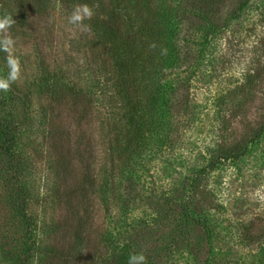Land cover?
Masks as SVG:
<instances>
[{"label":"rangeland","instance_id":"1","mask_svg":"<svg viewBox=\"0 0 264 264\" xmlns=\"http://www.w3.org/2000/svg\"><path fill=\"white\" fill-rule=\"evenodd\" d=\"M151 2L169 14L170 29L181 14L192 26L183 41L185 64L156 54L153 77L161 88L182 84L184 101L122 175L110 172V136L97 120L110 98L83 70L92 32L68 24L73 7L60 0H0V16L15 21L0 39H14L21 63V77L0 91V124L8 118L13 124L28 106L26 96L33 123L17 124L23 133L14 150L26 160L23 174L17 156L0 148V264H127L131 250L143 251L147 264H264V0ZM96 44L102 52L105 43ZM162 45L169 46L165 32ZM6 55L0 51V76L8 71ZM39 58L59 64L61 80L74 87L62 93L72 98L53 103L51 87L37 86ZM52 106L57 128L49 130L41 115ZM56 138L68 151L60 157L52 147ZM79 175L95 187L81 184L80 202L71 205L65 193ZM22 183L32 187L27 233L39 247L58 246L64 237L73 243L69 229L80 222L87 240L73 248L78 244L81 261L34 253L21 263L28 224L15 205V188Z\"/></svg>","mask_w":264,"mask_h":264},{"label":"trees","instance_id":"2","mask_svg":"<svg viewBox=\"0 0 264 264\" xmlns=\"http://www.w3.org/2000/svg\"><path fill=\"white\" fill-rule=\"evenodd\" d=\"M60 1L65 2L69 7H74L78 3H87L94 10L93 17L85 21L91 26L90 32H92L93 37L90 36V39H85L92 48L85 55L84 66L86 67L83 70L87 71L91 76V81H94L96 86L101 87L106 92L107 97L110 98V108L106 107V109L107 111L111 107L112 109L109 113L103 110L105 114L99 118L101 120L96 118L98 122L104 123L106 132L110 136L109 141L106 142L111 164L110 172L113 174L122 173L123 175L128 168V163L140 155L142 148L144 149L145 144L151 139L150 137L156 131L165 129L164 122L168 114L171 113L172 116L177 114L174 109L175 105H181L184 101L179 95L183 88L182 84L179 83L175 88H173L174 84H169L166 88L163 85L161 88L157 80L153 81V77L159 73V68H156L155 63L156 54H159V60L164 61L166 59L185 64L188 60L189 47L188 43L183 44V41L188 38V35L190 36L192 26H189L188 23L184 24L187 19L181 14L178 15L180 16L179 22L170 29L171 24L167 19L169 14L156 12L151 0ZM137 3L139 4L137 5ZM144 8L146 14H143ZM191 8L200 10L199 7ZM173 14L177 15V12ZM164 32L169 46L162 45ZM99 41L105 43L101 47L102 52L98 50L100 45L96 44ZM153 43L158 44L156 50H151ZM178 55L180 56L179 59H175ZM37 64L38 72H41L37 78L40 80V85L37 86H40L41 90L44 86L51 87L53 103L60 104L66 99L72 98L71 96L67 98L69 94L62 93L65 86L67 91H73L74 87H67L65 81L61 80L64 74L61 72L58 63L50 65L46 59L39 58ZM48 64L53 68H50ZM102 71L105 72L103 77L100 76ZM48 89L44 87V90ZM82 98L86 99L84 96ZM25 99L28 100V106L17 116L13 124L12 118L5 119L0 124V148L4 155H9L10 158L17 156V164L21 166L18 171L22 174L23 171H26V160L22 158L19 161L14 150L23 133L21 129H18L17 124L24 121L27 127L22 128L33 127L31 117L25 115L27 110L30 111L31 98L26 96ZM47 113H42V121L49 123V130L57 128L54 120L57 112L54 110V106L49 107ZM106 115L111 116L110 119L107 118L106 120ZM262 123H264V119L261 121ZM258 129L259 127L254 131L256 132ZM250 133L251 131L247 135ZM244 137L238 140L241 143L235 148H240L244 142L242 141L245 139ZM52 147L56 148L54 150L57 157L68 153L58 138L54 139ZM60 148L63 149V152L60 151ZM75 177L77 181L70 183L68 185L70 189L65 193V200L71 205H78L80 202L78 192L81 184L83 185L81 187H95L91 182H82L84 177L80 178V175ZM15 192V205L28 224L21 245L22 256L18 257L22 261L21 263L27 262L25 259L28 260V257L34 253L42 254L45 258L54 256L57 259L63 258L66 262L81 261V251L78 244L83 245L87 238L84 240L81 235L83 226L80 222L70 226L69 229L70 237H74V241L77 239L76 242L65 244L67 238L64 237L63 242H60L58 246L49 243L39 247L37 245L39 242L27 233V228L32 225L33 220L26 214L25 207L26 199L32 195V187H27L22 183L15 188ZM77 242L76 248H73ZM130 252L133 253L132 250Z\"/></svg>","mask_w":264,"mask_h":264},{"label":"clouds","instance_id":"3","mask_svg":"<svg viewBox=\"0 0 264 264\" xmlns=\"http://www.w3.org/2000/svg\"><path fill=\"white\" fill-rule=\"evenodd\" d=\"M94 15V10L87 3L74 5L71 13L67 16V22L81 32L90 31L91 26L85 21L90 20ZM15 21L12 16H0V32L7 33ZM0 51L5 52L7 73L0 76V91L7 92L12 84L21 77V63L15 52V41L10 35H5L0 39ZM127 264H147V257L143 251L132 253L128 256Z\"/></svg>","mask_w":264,"mask_h":264}]
</instances>
